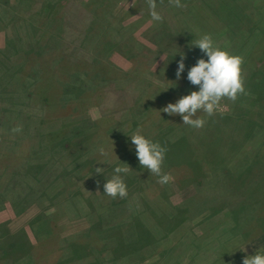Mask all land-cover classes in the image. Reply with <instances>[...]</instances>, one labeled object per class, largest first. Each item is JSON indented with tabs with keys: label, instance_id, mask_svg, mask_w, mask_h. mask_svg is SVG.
I'll return each mask as SVG.
<instances>
[{
	"label": "rangeland",
	"instance_id": "rangeland-1",
	"mask_svg": "<svg viewBox=\"0 0 264 264\" xmlns=\"http://www.w3.org/2000/svg\"><path fill=\"white\" fill-rule=\"evenodd\" d=\"M51 1L54 0H2L3 3H0V224L4 223L3 230L0 229V264H33L32 257L35 254L33 247L26 249L27 251H24L18 259L19 252L15 256L11 252L5 253L12 244L16 245L17 240L33 239V236L29 234L31 232L29 222L31 221L35 222V226L39 223L46 228L41 230L39 236L47 238L51 231L52 235L56 234V246L54 247H57V251L54 253H59V255L63 253L60 258L58 256L57 264H68V262L64 263L65 245L71 240H82L85 239V236L87 237L85 231L87 233L89 221L79 211L75 212L77 210L75 206H78V203L86 202L82 196L87 197L93 191L94 187H91L88 182L93 179L94 183L96 167L103 169L112 160H117L119 156L117 151L129 144L130 136L138 128L145 135V127L149 121L142 123L141 119L148 113L149 102L165 99L166 102H161V104L163 103L161 106H164L166 103H175L181 95L199 90L196 85H194L195 89L187 88L183 79L177 80L176 73L168 69L176 63H171L170 54L172 51L168 50L162 42L153 45L149 41L150 39L148 40L151 35L149 36L145 27L146 23L157 26L155 31L161 35L160 37L157 33L153 35L152 38L156 41L160 38H175V29L165 28V25H161L167 21L163 15H161L162 21H154L150 12L147 11V2L138 1L134 9V0H101V2L106 1L105 6L110 10V15L103 14L102 10L101 16L110 18L112 29H109V33L103 36L99 35V40L97 39L98 33H90L93 38L80 46L81 49H78L77 52L81 60L79 62L75 60V62L81 66L80 68L71 69L70 67L68 73L66 70L61 72L55 70L49 79L51 83L41 80L39 72L36 73L37 68L33 70L32 62L28 57L33 43L22 15L25 9L31 13V9L36 10L40 4L47 8ZM58 1V3L55 1L52 9L47 8L51 16L54 15L55 7L58 4L62 5L61 7L57 6L59 14L66 8V4L70 0ZM97 2L99 0H81L80 4L91 8L90 5L93 3L98 5ZM139 2H141V6L137 7ZM131 4L132 6H130ZM89 10L91 11V9ZM94 11L95 13L99 12L98 8ZM97 15L99 16V13ZM51 16L45 20L44 28L38 30L40 36L43 37V43L47 46L45 51L50 50V47L58 46L57 43L50 41L48 34L45 35L47 27L51 28L54 34L60 31V20H52ZM101 16H99V22L106 21V18ZM191 19L193 20L194 17ZM194 20L197 21V19ZM77 25L80 23L78 22ZM170 31H173L171 36L169 35ZM70 38L66 37L65 39ZM119 40L125 44L117 45ZM65 42L69 43L70 41ZM262 43L264 45V41ZM84 51L90 52L94 58L89 59V55L81 57L80 54ZM43 63V69L45 68L44 71H46L47 67L51 66L49 57ZM149 70L152 73L148 75L147 71ZM135 75L143 77L138 79L134 77ZM152 78L155 79L156 86L150 82ZM259 88L255 87L254 92L250 93L258 92ZM44 96L48 98L45 101H43ZM242 96L244 95H240L238 99ZM250 101L252 100L249 94L245 100L237 103L242 107L244 116L247 115L244 117L247 119L246 127L244 122L239 120V122L237 120H235L236 122H222L218 119L217 124L215 123V119L222 112L224 114L231 112V107L235 102L229 100L228 105L220 104L219 109L212 116L203 112L199 117H203L206 123L202 128H194L193 133L191 128L184 130L183 127H176L173 129V137L188 131L191 138L194 136V140L208 143V145L198 144L203 151L208 150L204 158H199L203 164V168L199 172L200 175L201 173L204 175L210 173V163L215 161L227 164L228 169L232 164V171L238 175L249 168L248 164L250 166L253 156L257 158L263 156L264 152L259 154L256 151L258 146L264 145V127L262 126L264 125V109L259 110V107L254 106L246 112L245 106ZM152 108L150 121L152 120L153 123L159 116V112L157 113L159 107ZM261 111L263 112L261 113ZM236 116H240L237 110ZM253 122L256 124L255 126L247 127ZM17 126H21L22 131L13 132L12 129ZM223 131L226 132V138ZM248 135L251 141H246L245 137ZM156 136L148 138L154 140ZM171 148L177 153L180 152L177 143H172ZM101 149L106 155L101 154ZM111 150L113 151L112 156L107 158L108 154L112 152ZM231 150L233 151L229 154ZM87 157H90V160ZM83 162L89 164V173L86 172L89 169L88 166L83 165ZM76 164L77 167L73 172H75L78 181L75 182V186L67 189L63 195L59 194L55 197L62 186L59 182H54L52 186L49 183L55 180L56 175L62 172L66 166L73 167ZM187 169L189 172L191 171L188 167ZM112 173L113 169L104 170V175L107 178H111ZM191 174L193 175L192 179L199 177V175L194 176L195 173H187L188 178L178 172L169 174L171 179L166 185L169 186L168 201L173 207L184 200L191 199L195 194L202 195L189 202L188 208L187 206L182 207L187 218L190 217L191 222L195 224L194 229L192 228V235L197 236L198 240L192 247L199 245V238L204 235L202 229L205 226L208 227L205 222L224 220L225 214H221L220 211L215 213L216 209L211 211L210 221L201 220L200 217L203 209H208L207 207L219 202L216 208L226 210L228 221L225 222H229L232 228H235L238 223L232 217H243L245 214L241 213L243 207L245 211L248 210L252 214V218L257 221V228H260L258 230L257 228L240 229L239 239L235 242L239 241L238 248L241 254L250 255L262 248L264 246L263 198L253 199V195L251 198L241 197V195H238L241 198L232 196L230 198L232 208L228 207L227 209L225 199L231 196L230 193L235 191L236 186H239L233 182L235 180L231 181L229 178L221 176L210 177L208 174L201 185L197 184V186L190 183ZM21 176L26 177L24 184L27 182L29 186H23L26 192L23 199L25 203H20L26 204V208L22 212H17L12 203V200L16 202L12 185L16 181L23 180L18 179ZM178 176L181 177L178 179ZM257 179L254 178L253 183ZM78 187L79 193L76 196ZM28 188L33 192L30 197H27L29 195ZM70 191H74V197H70ZM102 194L96 191L94 196L100 199L99 196ZM18 199L20 202L21 198ZM260 201L262 202L260 203ZM52 203L55 204L52 205ZM93 204H96L95 201ZM223 204L225 205L223 206ZM255 206L259 208H254ZM197 222H203L201 223L202 229L198 228ZM186 225L183 223L176 229V231L178 230L176 240H168L171 233L164 230L165 239L168 240L165 242V246H174L175 241L177 242L179 239L174 254L178 258L179 264L187 259V252L191 250L190 244L181 242V239L185 238L189 243V239L186 238L190 236V230ZM22 229L25 230V233L21 232L23 234L18 236ZM46 238L40 242H45L48 239ZM48 253H44L42 257L38 253L36 254L41 258V262L48 258ZM200 263H203L202 259Z\"/></svg>",
	"mask_w": 264,
	"mask_h": 264
},
{
	"label": "trees",
	"instance_id": "trees-1",
	"mask_svg": "<svg viewBox=\"0 0 264 264\" xmlns=\"http://www.w3.org/2000/svg\"><path fill=\"white\" fill-rule=\"evenodd\" d=\"M55 1H57V3L59 2L58 0L51 1L47 8L52 9ZM80 1L81 0H70L68 2L69 4H66V8L59 12V14L57 13V6L59 5L61 7L62 5L58 4L55 7V13L52 16L47 11V8L41 6L40 3V7H37L36 10L31 9V13L27 12V9L23 11V22L28 29L30 40L33 43V48L31 47L29 50L30 55L28 57H30V62H32L33 70L37 68L38 71H36V73L39 72L38 75L41 76V80L43 81H49L51 76L55 73V70H60V72L66 70L68 73L70 67L71 69L80 68L81 66H78L79 64L77 65L75 62V60H78V62L81 60L77 52L78 49H81L80 46L93 38V35H90V33H98V36H103L109 33V29H112V21H110V18L108 16H101L102 10L103 14L107 13L110 15V10L105 6L107 0L104 2L99 0V2H97L98 5L93 3L90 5L91 8L85 7L84 5L82 6ZM138 1L148 3V0H134L133 5L135 6ZM141 2L138 3L137 7L141 6ZM155 2L156 11L167 19V21H164L161 25H165V28L175 29L176 36L175 38L168 39L160 38L156 41L152 38L153 35L156 33L159 37L161 35L159 32L155 31L157 26L152 23H146L145 30H148L147 33L149 36L151 35L148 40L150 39L149 41H151L153 45L162 42L168 50L172 51V54H170L172 60L171 63H176L168 69L172 70L174 73L177 71L181 54H185V69L181 73L180 79H183L187 88L191 87L192 89H195V86L187 79L188 70L197 62L198 58L203 57L204 59H207V56L201 52L198 46L193 45V43L203 34H210L216 45L227 49L233 54H238L244 57V64L242 67L244 75L247 74L245 76V90L248 93L247 95H251L252 100L249 104H246V112L250 111L254 106L256 108L259 107V110L264 109V45L262 43L264 41V0H181V4L184 5L183 7H176L173 4H170L169 0H155ZM0 3H3L2 0H0ZM99 5L101 10L99 9ZM130 6H132V4ZM147 6V11L150 12L151 9L149 3ZM96 8L99 10V12H97L99 13V16L106 18V21L99 22V16L94 11ZM135 8L136 6L134 9ZM89 9H91V11ZM48 16H51L52 20H60V31L59 33L54 34L51 28H45V35L48 34L50 41L57 43L58 45L54 46V48L50 47V50L45 51V47L47 46L43 43V37L40 36L38 30L44 28V23ZM191 17H194L197 21L194 19L192 20ZM202 20L203 22L201 23ZM78 22L80 25H77ZM172 32L173 31H170V36L173 34ZM100 36L97 38L98 40ZM66 37L71 38L66 40ZM72 38L73 40L71 41ZM65 41L70 42L68 43ZM120 43L123 45L125 44V42L119 40L117 45H120ZM48 51H50L49 54ZM86 55H89V59L91 60L94 58L90 55V52L87 53V51L81 52L80 54L81 57H85ZM95 55L97 56V54ZM48 57L51 66H48L47 70L44 71L45 68L43 69V62ZM147 73L149 75L152 72L149 70ZM134 77L141 79L143 76L135 75ZM154 81L155 79L152 78L150 82L152 85L156 86ZM49 82L51 83V81ZM255 87L260 88L258 92L251 94L250 92H254ZM247 95L242 96V98L234 103L231 107V112H227V114L222 112L215 119V123L217 124L218 119L222 122L239 120L243 121L244 126L246 127L247 119L244 117L247 115L245 114L244 116L242 107L238 106L237 103L245 100ZM47 99V96H44L43 101ZM164 101L166 102L165 99L149 102L148 113H146L145 117L141 119L142 123H144V121H149L147 127H145V136L148 138L157 135L153 141L159 142L161 146L167 149L162 165V173L172 174L178 172V174H182V176L186 178H188L187 173H195L194 176L199 175V177L192 179L193 175L191 174L190 178V183H193L194 185H201L208 174H210V177L221 176L227 177L231 181L235 180L233 182L239 186H236L237 188L235 191L230 193L231 196L226 198L228 200L225 199L227 209L228 207L232 208V204H230V198L232 196H237L239 198L247 196V198H251L253 195V199L259 197L263 198V201L264 154L262 157L258 158L253 156L250 166L248 164L249 168L238 175H235L232 171V164L229 167L231 170H229L227 164L218 163L216 161V163H210V173L207 175L201 173L200 175L199 172L200 169L203 168V164L199 158H204V155L208 150L203 151L198 144L208 145V143L194 140V136L191 138V134L188 131L177 137H173L172 132L176 127H183L184 130L191 128L192 133L194 128L184 124L182 117L179 114L169 115L168 113L163 112L162 109L167 105L166 103L164 106H161L163 104H161V102ZM220 104L228 105L229 99H222ZM154 106L155 109L159 107L157 110L159 116H157L156 121L152 123V120L150 121V114L153 111L152 107ZM236 110L241 117L236 116ZM262 112L263 111H261V113ZM201 114H203V112L198 111L196 115L199 117ZM252 125L255 126L256 124L253 122L247 127ZM262 126L264 127V125ZM157 131L159 132L157 133ZM223 133L226 138V132L223 131ZM245 139H247L246 141L250 140L249 135L248 137H245ZM172 143H177L178 148H180L179 153L171 148ZM233 150H231L229 154ZM262 152H264V145L258 146L256 151V153L259 154ZM112 153L113 151L109 153L110 155L108 154L107 158L112 156ZM117 153L119 155L117 160H112V162L108 163L103 168V173H96L94 183L93 179L89 180L88 183L91 187H94L93 191H91L92 195H90V192L87 197L82 196L86 202L78 203V206H75L77 209L75 212L79 211L81 215H85L88 219L89 228L87 229V233L85 231V234H87L85 239H74L65 245L64 254L66 253V256L64 263L179 264L177 260L178 258L174 256L176 252L175 247L179 242V239L177 242L175 241L174 246L170 247L165 246V242L169 239L176 240V233L178 232L176 229L183 223L187 224L186 227L190 230V236L186 238L187 240L189 239V243L185 238L181 239V242H186L188 245L190 244L189 248L191 250L187 252V259L180 264H201V259L203 260L202 264H243V259L246 256L255 255V253H264L263 246L253 254H241L238 248L239 241L235 242L239 239L240 229H255L258 227L256 226L257 221H255V219L252 218V214H250L248 210L245 211V209H243L244 207L242 208L241 205V213L245 214L243 217L231 216L236 222H238L237 226L232 228L229 222H225L228 221V214L225 213L226 210H219V208H216V206L219 205V202L207 207L208 209H203V213L200 217L201 220L210 221L211 211L216 209L217 211H215V213L220 211L221 214H225L224 220H221L220 222H205L208 227L205 226L204 228L203 225H201L203 222H197L198 228H203L202 232L204 235L199 238V245L197 247H192L198 240L197 236L192 235V228L194 229L195 224L191 222L192 219H190V217L187 218L185 215L186 212L182 207L187 206L188 208L189 202L202 195L195 194L191 199L184 200L173 207L168 201L167 193L169 191V186L158 183V176L151 174L149 170L141 167L136 156L135 145H133L131 141L125 147L117 151ZM88 160H90V157ZM85 164L89 168V164L83 162V165ZM127 164L131 167L130 171L127 174H121L124 176L127 185V197L112 198L108 196L104 193L103 185L106 183V180L110 178H107V176L104 175V170L113 169L112 175H114V168L116 166H128ZM76 167L77 164L73 167L66 166L62 172L56 175V179L49 183L50 186H52L54 182H59L60 186H62V189L60 192H57L55 197L59 194L63 195L67 189L75 186V182L78 181V178L73 171H75ZM187 167L191 170L190 172ZM89 170L90 168L87 169L86 172L88 171L89 173ZM35 171H37V169H35ZM258 172L259 178L257 179ZM180 177L181 176H178V179ZM254 178L257 179L255 183H253ZM18 179L23 180L16 181L14 184L12 183V192L16 196V202L12 199L11 200L15 205L17 212H22L23 209L26 208V204H20L25 203L23 202V199L26 196V192L23 189V186L28 187L29 184L27 182L24 184V180H26L25 176H21ZM96 191L100 194L103 193V196H99L100 199L97 196H94ZM28 193L29 195L27 197H30L31 194H33L32 190L29 188ZM76 193V196H78L79 187L78 190H76ZM69 195L70 197H74V191H70ZM238 195H241V197ZM18 198H21L20 202ZM93 200L96 204H93ZM262 201H260V203ZM54 204L55 203H52V205ZM225 204H223V206ZM254 208L259 207L255 206ZM259 211L260 210L258 209V212ZM29 225V229L31 230L29 234L33 236V239L29 240L27 238L25 240H17L15 243L16 245L12 244L11 248H7L5 253L7 254L11 252L15 256V254L19 252L20 255H18V259L24 251H27L26 249L33 247V249H35V254L32 257L33 264H57L63 253L60 255L59 253H54L57 251V247H54L56 246V234L52 235L51 231L47 236L48 239L45 237L47 240L45 242H40L45 238L39 236V233L46 228L39 223L35 226V222L33 221L29 222ZM3 227L4 223H1L0 229L3 230ZM258 229L260 228H257V230ZM164 230H168L169 233H171L167 238L168 240L165 239L166 236ZM21 232L25 233V230H20L18 236L23 234H21ZM66 240L68 241L69 239ZM233 240L234 242H232ZM47 252H49L48 258L46 260H41L40 262L41 258H39L36 253L42 257L44 253L47 254ZM185 257L186 256L184 255V258Z\"/></svg>",
	"mask_w": 264,
	"mask_h": 264
},
{
	"label": "clouds",
	"instance_id": "clouds-1",
	"mask_svg": "<svg viewBox=\"0 0 264 264\" xmlns=\"http://www.w3.org/2000/svg\"><path fill=\"white\" fill-rule=\"evenodd\" d=\"M148 3L152 19L162 21L163 17L156 11L155 0H148ZM169 3L176 7L184 6L181 4V0H169ZM193 45L198 46L201 52L207 56V59L198 58L187 73L189 82L198 86L199 90H193L189 94L181 96L175 103H168L162 111L169 115L179 114L184 124L199 129L204 127L206 121L203 117H197L198 111L212 116L219 109L222 99L227 98L235 102L240 95H247L248 93L245 90L243 56L219 47L214 43L210 34H203ZM184 59L185 54H181L176 71L177 80L180 79L181 73L185 69ZM12 131L20 132L22 127L17 126ZM130 137L131 143L135 145L136 156L141 167L158 176V183L161 185L167 184L171 177L167 173H162L167 149L161 146L159 142L147 138L139 128ZM100 151L102 155H106L103 149ZM130 168L129 165L116 166L114 175L107 179L103 185L104 193L112 198H126L128 195L127 185L124 176L121 174H127ZM95 173H103V169L96 167ZM243 264H264V253L246 256L243 259Z\"/></svg>",
	"mask_w": 264,
	"mask_h": 264
}]
</instances>
